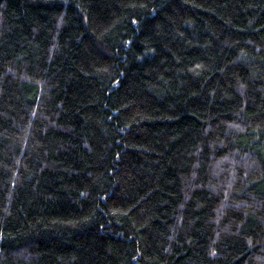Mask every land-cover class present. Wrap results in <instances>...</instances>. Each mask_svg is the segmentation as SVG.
I'll use <instances>...</instances> for the list:
<instances>
[{
  "label": "trees",
  "instance_id": "16d2710c",
  "mask_svg": "<svg viewBox=\"0 0 264 264\" xmlns=\"http://www.w3.org/2000/svg\"><path fill=\"white\" fill-rule=\"evenodd\" d=\"M0 264H264V0H0Z\"/></svg>",
  "mask_w": 264,
  "mask_h": 264
}]
</instances>
